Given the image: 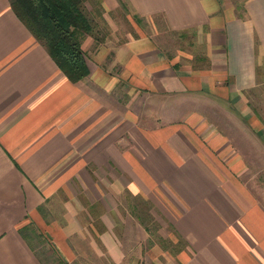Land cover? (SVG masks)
<instances>
[{
	"label": "crops",
	"instance_id": "obj_1",
	"mask_svg": "<svg viewBox=\"0 0 264 264\" xmlns=\"http://www.w3.org/2000/svg\"><path fill=\"white\" fill-rule=\"evenodd\" d=\"M121 3L180 45L115 41ZM81 4L71 81L0 0V264H47L38 235L60 264H264V0Z\"/></svg>",
	"mask_w": 264,
	"mask_h": 264
},
{
	"label": "trees",
	"instance_id": "obj_2",
	"mask_svg": "<svg viewBox=\"0 0 264 264\" xmlns=\"http://www.w3.org/2000/svg\"><path fill=\"white\" fill-rule=\"evenodd\" d=\"M15 15L71 81L87 73L80 39L90 30L81 0H8Z\"/></svg>",
	"mask_w": 264,
	"mask_h": 264
},
{
	"label": "rangeland",
	"instance_id": "obj_3",
	"mask_svg": "<svg viewBox=\"0 0 264 264\" xmlns=\"http://www.w3.org/2000/svg\"><path fill=\"white\" fill-rule=\"evenodd\" d=\"M83 8V7H82ZM117 12H119L121 15L119 17H115L113 18L114 21H109L110 24H112L114 22L115 25V29L113 30V32L116 34L117 39H115V41H118L119 39H121L122 37V32L124 31H129L131 32V34H133L134 32L140 33V32H145L147 35L151 36L152 38H157L158 37H165L163 38L164 40H167L166 45H171V46H179L180 44H175V41H172L173 44H171L169 41H171L172 39H176L177 42H179V37L175 36L172 37L170 34H167L163 29V25H161V19H157V20H153L154 24L151 23L150 21H148L145 18H141L138 19L136 18L134 15L132 16L131 13H129L130 11L128 10V8L124 5V4H120ZM126 12H128L131 16V18L126 17ZM83 13L85 14V16H87V12L83 10ZM117 16V13L115 14ZM114 15V16H115ZM91 25V24H90ZM111 26L105 22V21H100L99 25H97V28H94V30L92 29V34H95V36L97 37L96 40H94V43H98L104 40L105 37H110L111 36ZM171 39V40H170ZM185 44V43H183ZM184 46V45H183ZM254 93H257V95L259 94L260 96L263 95L264 96V84L263 85H259L257 89L254 90ZM258 95V97H259ZM255 104L256 106L259 107V110L262 112L264 109V98L260 99L259 98H255ZM185 103H188L187 101H185ZM195 103V101L193 102ZM201 106L203 108H205L207 111H209L210 114L215 113L214 115H210V117L213 120H216V124H218V128H223L225 129L228 134L230 136H232V139L234 140V138H236L238 140L239 135H243L245 136V133H241L239 126H240V122L239 119L235 120L233 118V115H230V113L228 112H224L225 114H223V112H219V110H217L214 106H212L211 108L208 109V106L205 105L200 102ZM216 111V112H212V111ZM219 113V114H218ZM170 118V117H168ZM217 118V119H215ZM262 173L264 174V171H262ZM264 177V175H263ZM47 240V239H46ZM33 241L35 242V246H36V251L40 252L41 255L43 256L45 262H47V264H60L58 261V256L52 252L51 248L47 246V244L43 241V238L40 237V235L33 237ZM37 242V243H36ZM43 253V254H42ZM90 263L93 264H106V260L104 258H95L93 260L90 261Z\"/></svg>",
	"mask_w": 264,
	"mask_h": 264
}]
</instances>
